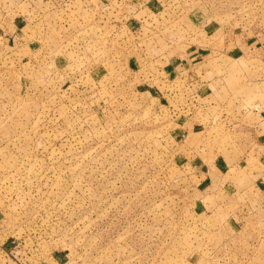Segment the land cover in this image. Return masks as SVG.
<instances>
[{
  "label": "rangeland",
  "instance_id": "374dc122",
  "mask_svg": "<svg viewBox=\"0 0 264 264\" xmlns=\"http://www.w3.org/2000/svg\"><path fill=\"white\" fill-rule=\"evenodd\" d=\"M227 37L264 0H0V264H264V50Z\"/></svg>",
  "mask_w": 264,
  "mask_h": 264
},
{
  "label": "crops",
  "instance_id": "0c3cea01",
  "mask_svg": "<svg viewBox=\"0 0 264 264\" xmlns=\"http://www.w3.org/2000/svg\"><path fill=\"white\" fill-rule=\"evenodd\" d=\"M233 36H230L229 38H231ZM228 37L225 39V41L223 42V46L224 49H226V52H236L238 54H245L248 51L254 50L255 48H258L259 50H264V45L260 43V41H255V42H251V40L246 39L243 41H240V43L238 44L237 42H234L235 40H230ZM236 43V44H234ZM221 44V43H219ZM216 45V44H215ZM261 141V140H260ZM259 147H263L262 144H258ZM258 151H261L260 149H258ZM261 157H264V153ZM262 181V180H261ZM261 183H264V181H262ZM264 185V184H263Z\"/></svg>",
  "mask_w": 264,
  "mask_h": 264
}]
</instances>
